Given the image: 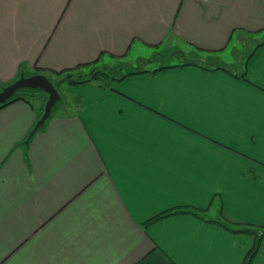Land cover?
Instances as JSON below:
<instances>
[{"label": "crops", "instance_id": "0c3cea01", "mask_svg": "<svg viewBox=\"0 0 264 264\" xmlns=\"http://www.w3.org/2000/svg\"><path fill=\"white\" fill-rule=\"evenodd\" d=\"M238 33L263 36L264 0H0V91L178 59L65 82L35 131L42 102L0 108V264H245L256 235L221 219L264 226V37L225 63Z\"/></svg>", "mask_w": 264, "mask_h": 264}, {"label": "rangeland", "instance_id": "374dc122", "mask_svg": "<svg viewBox=\"0 0 264 264\" xmlns=\"http://www.w3.org/2000/svg\"><path fill=\"white\" fill-rule=\"evenodd\" d=\"M239 34V35H238ZM236 34L232 41L229 43L228 49L226 50V60L224 61L225 63L227 62L228 58H231L232 54L235 55H240L244 54L247 52L250 47L255 44L259 39L264 37L262 35H256V34H242L238 33ZM151 52V51H149ZM153 53H150L148 56L151 58L150 60L144 59V60H139L136 57H134V54H129L127 57L123 59H117L113 58L110 56H104L101 58L99 62L94 63L93 65H90V67L87 69L79 70L74 72V77H84L88 75L92 70L94 69H103V70H109L111 74H122L126 70H133V69H139V68H144V67H157L159 65L171 63L172 61H176L178 59L176 58H170L169 56H163V54H166L165 49L158 48L156 51H152ZM115 69V70H114ZM67 73H62V74H53V75H48L51 81L54 83L57 89L64 90L65 88V82L67 83ZM60 90V91H62ZM47 93V92H46ZM34 92H31V95L29 96L32 102L35 104L42 102L40 98H38V94L35 96H32ZM48 94V93H47ZM47 98V96H46ZM251 226V225H250Z\"/></svg>", "mask_w": 264, "mask_h": 264}, {"label": "trees", "instance_id": "16d2710c", "mask_svg": "<svg viewBox=\"0 0 264 264\" xmlns=\"http://www.w3.org/2000/svg\"><path fill=\"white\" fill-rule=\"evenodd\" d=\"M113 57L115 56L114 54H111ZM99 60V58H97L94 62H97ZM93 63V62H92ZM90 63H86L84 65H88ZM165 67H171V66H162L158 69H162ZM75 70H59V71H55L56 74H62V73H67L66 77H67V83H77V82H85V81H91V80H98L99 84L106 88L109 87L114 81L116 80H120L123 77H125L128 74H132V73H138L141 70H126L124 73L117 75V74H111L109 70H103V69H94L92 70L88 75L84 76V77H74V72ZM143 71V70H142ZM158 70L155 69L154 72H157ZM246 71H243L240 76L244 77L245 76ZM49 78V76H48ZM50 79V78H49ZM51 80V79H50ZM31 92H34V94L32 96L37 95L38 94V98H40L42 100V106L40 109V116L43 114L44 111V107H45V103L48 99V94L41 90V89H28V88H24V89H20L18 90L15 95L9 99L6 103H1L0 104V108L6 104H8L9 102L16 100V99H26L27 101L31 102L32 100L30 99V95ZM47 96V98H46ZM57 103V102H56ZM56 105V104H55ZM54 108V107H53ZM53 112V109H52ZM52 116L51 115L47 118V120ZM47 121H45L46 123ZM40 129V128H39ZM176 212H192L194 214L200 215V211L193 209V208H189V207H182V208H173L170 209L164 213L159 214L158 216H156L153 219H158L161 218L165 215L171 214V213H176ZM222 224H224L226 227H228L229 229L235 230V231H246V232H253L256 235L257 241L254 245V247L251 249V251L249 252L245 264H250L251 260L253 258V256L256 254L257 250H258V246H259V241L264 237V226H249V225H241V226H235V225H231L230 223H228L226 220L221 219Z\"/></svg>", "mask_w": 264, "mask_h": 264}, {"label": "water", "instance_id": "95a60500", "mask_svg": "<svg viewBox=\"0 0 264 264\" xmlns=\"http://www.w3.org/2000/svg\"><path fill=\"white\" fill-rule=\"evenodd\" d=\"M24 88L41 89L48 93V99L45 103L43 114L35 124L33 130L35 131L41 127L51 115L53 107L60 98V94L54 83L43 73H35L29 76L21 75L0 91V104L6 103L18 90Z\"/></svg>", "mask_w": 264, "mask_h": 264}]
</instances>
